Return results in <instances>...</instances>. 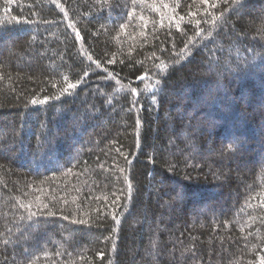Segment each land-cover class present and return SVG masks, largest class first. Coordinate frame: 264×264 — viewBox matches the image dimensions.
<instances>
[{"label":"trees","instance_id":"obj_1","mask_svg":"<svg viewBox=\"0 0 264 264\" xmlns=\"http://www.w3.org/2000/svg\"><path fill=\"white\" fill-rule=\"evenodd\" d=\"M260 256L264 0H0V264Z\"/></svg>","mask_w":264,"mask_h":264},{"label":"snow or ice","instance_id":"obj_2","mask_svg":"<svg viewBox=\"0 0 264 264\" xmlns=\"http://www.w3.org/2000/svg\"><path fill=\"white\" fill-rule=\"evenodd\" d=\"M202 2L204 3V4H207L208 2H209V0H202ZM221 16H223V13H221ZM181 19H183V17H181ZM213 23H215V20L213 21ZM196 24L197 25H199L200 24V21L199 20H197L196 21ZM185 55H187V52L185 53ZM111 62V61H110ZM88 75V73L87 72H85L84 73V76H87ZM141 80H143V77H141L140 78ZM77 83H79V81L77 82ZM156 83L157 84H159L160 83V81L159 80H157L156 81ZM76 87H77V84L76 83H68L64 88H62V93H66V94H71V91L70 90H73V89H76ZM162 90V89H161ZM132 92H136V89L135 88H133L132 89ZM31 103L33 104V105H36V104H45V103H47V97L45 98V99H42V100H37V99H35V98H33L32 100H31ZM131 184H129L128 185V190L130 191L131 190ZM130 198V197H129ZM28 207H31L30 205L28 206ZM45 207H47L46 205H45ZM32 215H34V213L32 214ZM49 215H55V213H49ZM65 220H67L68 219V217L67 216H65V217H63ZM115 215H113V219L115 220ZM74 223H85V221H83V220H81V221H73ZM117 223H119V221L117 220L116 221ZM259 264H264V256H260V260H259Z\"/></svg>","mask_w":264,"mask_h":264},{"label":"rangeland","instance_id":"obj_3","mask_svg":"<svg viewBox=\"0 0 264 264\" xmlns=\"http://www.w3.org/2000/svg\"><path fill=\"white\" fill-rule=\"evenodd\" d=\"M253 65H254V64H253ZM200 85H201V87H203V83L200 84ZM256 88H257V90H260V88H259L258 86H256ZM246 95H247V94H245V97H243L244 100L247 99ZM262 105H263V104H262ZM66 196H68V195H66ZM68 197H69V196H68Z\"/></svg>","mask_w":264,"mask_h":264}]
</instances>
